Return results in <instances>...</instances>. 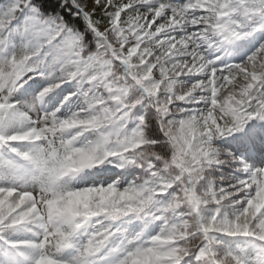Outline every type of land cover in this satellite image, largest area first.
Wrapping results in <instances>:
<instances>
[{"label": "snow or ice", "instance_id": "snow-or-ice-1", "mask_svg": "<svg viewBox=\"0 0 264 264\" xmlns=\"http://www.w3.org/2000/svg\"><path fill=\"white\" fill-rule=\"evenodd\" d=\"M0 264H264V0H0Z\"/></svg>", "mask_w": 264, "mask_h": 264}]
</instances>
